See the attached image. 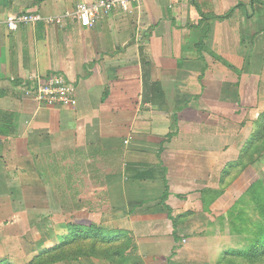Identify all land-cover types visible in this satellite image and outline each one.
<instances>
[{
    "label": "crops",
    "instance_id": "1",
    "mask_svg": "<svg viewBox=\"0 0 264 264\" xmlns=\"http://www.w3.org/2000/svg\"><path fill=\"white\" fill-rule=\"evenodd\" d=\"M93 1L0 0V251L7 220L43 202L30 210L77 205V224L125 231L126 264H227L262 187L264 4L132 1L83 26ZM25 11L60 20L8 29ZM52 73L72 106L26 93Z\"/></svg>",
    "mask_w": 264,
    "mask_h": 264
},
{
    "label": "rangeland",
    "instance_id": "2",
    "mask_svg": "<svg viewBox=\"0 0 264 264\" xmlns=\"http://www.w3.org/2000/svg\"><path fill=\"white\" fill-rule=\"evenodd\" d=\"M257 142L262 144L257 145V157H263L264 161V140ZM262 177V187L257 189L255 197L257 204L255 211L244 213L245 216L242 217L244 222L238 227L229 228L236 237L233 238L230 232L227 233L229 237L237 241L232 249L237 251V255L227 254L229 257L224 259L227 264H264V168ZM81 199L85 203L90 197ZM28 200L31 199L28 197ZM40 203L42 204H28L29 210L24 213V216L26 215L29 221L28 219L7 220L6 239L9 243L6 244L5 250L0 251V253L5 252L0 255H5L1 264H32L33 257L43 252V255L33 264H118V260L120 264L127 263V251L134 249V243L130 241L129 246L121 251L125 243L103 242L94 236L83 238L81 234H78L77 229L76 231L69 229L72 222L77 224L82 221H78V216H74L73 210L77 208V205L69 211H62L63 206L57 205L53 214L49 213V216H46L43 211L30 210L46 207L45 203ZM46 218L49 220L47 221ZM64 241L66 243L61 245ZM121 241L126 242L127 238ZM119 247H122L121 255L116 253ZM48 248H50L49 251H45ZM41 257L51 262L43 263L40 261Z\"/></svg>",
    "mask_w": 264,
    "mask_h": 264
},
{
    "label": "built area",
    "instance_id": "3",
    "mask_svg": "<svg viewBox=\"0 0 264 264\" xmlns=\"http://www.w3.org/2000/svg\"><path fill=\"white\" fill-rule=\"evenodd\" d=\"M142 0H95L81 2L76 6L75 15L83 26H92L116 7L127 9L130 2ZM42 20L59 21L60 17H44L35 11L10 13L5 18V25L10 30H16L23 24H33ZM24 83L26 93L36 101L49 106H72L75 103L73 84L60 73L47 76H31Z\"/></svg>",
    "mask_w": 264,
    "mask_h": 264
},
{
    "label": "trees",
    "instance_id": "4",
    "mask_svg": "<svg viewBox=\"0 0 264 264\" xmlns=\"http://www.w3.org/2000/svg\"><path fill=\"white\" fill-rule=\"evenodd\" d=\"M260 3L264 4V1L260 0ZM241 5H243V4L239 3L237 6L233 7L232 9H230L224 16H221V18L231 17L233 15V13H234L235 8H237L238 6H241ZM202 15L204 17L208 18V16L205 15L204 13H202ZM258 127H259V131H258V134L256 133V138L258 137L259 140H264V114L262 115V117H261V119L259 121V126ZM69 229H73L75 231L77 229V231H79L78 234H81L80 236H83V238L84 237L88 238V236L89 237L94 236V237L100 238V240L103 241V242L114 241L115 244L125 243V244H123V248L119 247L118 251H116V253L119 254V255L122 254L121 251L125 250L129 246V243L131 241L129 236L126 234L125 231H118V230L109 231V230H106V229H103V228H100V227H97V226H94V225L86 226V225L73 223ZM260 236L263 237L262 234H260ZM123 238H127V241L126 242L121 241V239H123ZM261 239H263V238H261ZM65 243L66 242L64 241V242L61 243V245L65 244ZM254 246H255V244H254ZM59 247H60V245H59ZM49 249L50 248L46 249L45 251H49ZM120 249H121V251H120ZM236 252H235V250H232V252L229 253V255H237ZM43 253L40 254V255L38 254V255L34 256L32 261H31V263L33 264L34 262H37V260L39 259V257L41 255H43ZM42 257L40 258L41 262H43V263L51 262V260L46 261V259H42ZM58 259H60V258H58ZM120 263L121 262L118 260V264H120Z\"/></svg>",
    "mask_w": 264,
    "mask_h": 264
}]
</instances>
